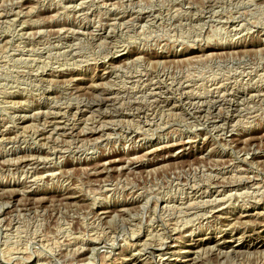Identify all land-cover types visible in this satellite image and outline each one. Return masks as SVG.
<instances>
[{
    "label": "rangeland",
    "instance_id": "374dc122",
    "mask_svg": "<svg viewBox=\"0 0 264 264\" xmlns=\"http://www.w3.org/2000/svg\"><path fill=\"white\" fill-rule=\"evenodd\" d=\"M263 241L264 0H0V264Z\"/></svg>",
    "mask_w": 264,
    "mask_h": 264
},
{
    "label": "bare ground",
    "instance_id": "6f19581e",
    "mask_svg": "<svg viewBox=\"0 0 264 264\" xmlns=\"http://www.w3.org/2000/svg\"><path fill=\"white\" fill-rule=\"evenodd\" d=\"M22 2H23V1H22ZM149 17H150V16H149ZM136 81H137V79H136ZM137 82H138V81H137ZM91 84H92V83H91ZM155 85H156V84H155ZM95 86H96V85H95ZM200 95H201V94H200ZM80 96H81V95H80ZM98 96H100V95H98ZM138 96H139V95H138ZM109 97H110V96H109ZM112 97H113V96H112ZM116 97H117V96H116ZM182 98H183V97H182ZM112 99H113V98H112ZM106 101H107V100H106ZM116 101H117V100H116ZM85 103H86V102H85ZM88 103H89V102H88ZM86 104H87V103H86ZM119 106H120V104H119ZM69 107H70V106H69ZM137 107H138V106H137ZM74 108H75V107H74ZM39 112H40V111H39ZM141 112H142V111H141ZM66 114H67V113H66ZM224 115H225V114H224ZM21 116H22V115H21ZM146 117H147V116H146ZM67 119H68V118H67ZM130 121H131V120H130ZM54 126H55V125H54ZM186 143H187V142H186ZM182 144H184V143H182ZM182 144H181V145H182ZM182 146H183V145H182ZM183 147H184V146H183ZM65 149H66V148H65ZM152 151H153V150H152ZM229 160H230V159H229ZM109 161H110V160H109ZM109 161H108V162H109ZM108 162H107V163H108ZM112 162H113V160H112ZM112 162H111V163H112ZM116 162H117V161H116ZM104 163H105V162H104ZM113 163H114V162H113ZM135 163H136V162H135ZM109 164H110V163H109ZM102 165H103V164H102ZM105 165H106V164H105ZM102 167H104V166H102ZM102 172H103V171H102ZM212 176H213V175H212ZM225 179H226V178H225ZM225 185H226V184H225ZM224 187H225V186H224ZM241 190H242V189H241ZM244 192H245V191H244ZM242 194H243V193H242ZM67 196H68V195H67ZM150 198H151V197H150ZM196 204H197V203H196ZM120 209H121V208H120ZM125 209H126V208H125ZM127 209H128V208H127ZM111 211H112V210H111ZM123 211H125V210H123ZM123 211H122V212H123ZM109 212H110V211H109ZM102 213H103V214H107L106 212H102ZM260 213H262V212H260ZM260 215H261V214H260ZM108 216H109V215H108ZM158 218H159V217H158ZM213 219H214V218H213ZM136 226H137V225H136ZM122 227H123V226H122ZM190 227H191V226H190ZM145 240H146V239H145ZM128 241H129V240H128ZM145 242H146V241H145ZM263 242H264V241H263ZM202 243H203V242H202ZM218 243H219V242H218ZM224 243H225V242H224ZM145 244H146V243H145ZM196 244H197V243H196ZM199 244H200V243H199ZM214 244H216V243H214ZM54 245H55V243H54ZM144 246H145V245H144ZM215 246H216V245H215ZM215 246H214V247H215ZM217 246H218V245H217ZM256 246H257V245H256ZM194 248H195V245L191 247V249H194ZM196 248H197V247H196ZM202 248H203V247H202ZM207 248H209V247H207ZM57 249H58V248H57ZM209 250H210V249H209ZM195 251H196V250H195ZM232 251H233V250H232ZM232 251H231V252H232ZM241 251H242V250H241ZM221 252H222V251H221ZM234 252H235V251H234ZM161 254H162V253H161ZM230 255H231V254H230ZM234 255H235V254H234ZM221 256H222V255H221ZM158 259H159V258H158ZM161 259H163V258H161ZM193 259H194V258H193ZM198 259H199V257H198ZM200 259H201V258H200ZM185 260H186V259H185ZM190 260H191V258H190ZM161 261H162V260H161ZM161 261H160V262H161ZM191 261H192V260H191ZM194 262H195V261H194ZM169 263H171V262H169ZM181 263H182V261H181ZM162 264H166V262L164 261V262H162ZM175 264H178V263L176 262ZM194 264H195V263H194Z\"/></svg>",
    "mask_w": 264,
    "mask_h": 264
}]
</instances>
